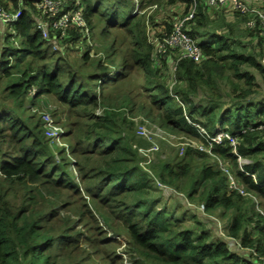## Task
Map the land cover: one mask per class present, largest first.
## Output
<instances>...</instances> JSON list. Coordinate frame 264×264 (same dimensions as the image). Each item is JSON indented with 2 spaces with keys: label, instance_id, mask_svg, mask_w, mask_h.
I'll return each instance as SVG.
<instances>
[{
  "label": "trees",
  "instance_id": "obj_1",
  "mask_svg": "<svg viewBox=\"0 0 264 264\" xmlns=\"http://www.w3.org/2000/svg\"><path fill=\"white\" fill-rule=\"evenodd\" d=\"M109 1L107 4L103 0H83V4L91 31L99 29V34L107 36L111 35L113 28L120 26L130 34L129 56L122 64L115 65L114 72L109 70V66H103L100 60L90 59L88 53L83 56L85 61L81 65L67 62L57 54L60 48L51 50V42L42 38L27 9H23L21 18L11 30L0 24V170L11 182L18 177L20 180L25 178L47 184L48 188L64 187L71 191L70 195L82 194L80 184L67 172L66 162L56 164L51 161V149L43 133L42 122L36 121V115L30 112L29 102L35 96L54 95L82 118L78 120L82 124V136H78L73 153L79 157L78 171L90 203L85 202L79 213L81 217L89 213L93 220L85 235L74 231L80 220L74 222L70 216L63 220L65 226L56 230L55 216L59 208L53 207L57 200L49 199L50 207L39 208L33 204L36 196L29 194V199L24 198L21 206L13 209V204L2 197L6 193L0 194V264H100L88 261L91 259L86 254L88 241L90 244L117 247L120 243L117 235L122 231L120 225L128 237L126 251L136 256L132 264H256L252 256L240 251L230 240L215 237L207 228L200 231L185 228L180 217H174L165 206L157 207L154 179L137 164L136 151L117 128V97L113 93L106 95L105 91L107 85L124 77L127 69L142 67L146 76L145 88L153 97L162 126L192 137L198 136V130L190 121L202 124L211 133L217 125L236 133L264 124V101L247 103L246 114L234 115L228 109L219 114L213 106L196 104L191 92L196 90L199 81L210 83L212 73L222 72L225 64L220 61L223 60L230 64L235 75L250 84L249 88L241 91L245 99L253 92L251 86L255 76L241 72L240 65L254 67L264 79L260 54L237 52L221 34H212L213 39H206L204 33L197 30L206 23L207 17L205 6L200 5L192 21L193 27L188 32L196 38H203L200 44L205 58L201 63L192 59L179 61L177 82L186 81V85L171 89L181 98L178 100L158 79L155 72L158 70L152 66L151 46L146 41L143 27L144 16L132 14L133 6H125L129 0ZM154 1L140 0V8ZM14 3L18 7V0ZM70 34L76 40L82 31L75 27ZM87 65L90 69L86 68ZM31 90H34L33 94H30ZM99 105L104 107L103 114L96 116L94 111ZM152 112L150 109L149 113ZM86 116L95 118L88 120ZM76 122L74 120L73 123ZM259 132L247 129L240 135L237 153L253 158L243 165L244 170L238 167L237 155L228 142L215 146L214 151L234 161L238 178L262 197L264 205V142L261 139L257 141ZM184 154L190 160L175 162L177 169L172 163L163 165L161 181L174 184L178 190L181 177L189 176L188 196L194 198L198 186H202L200 194L206 211L223 208L222 215H225L233 210L226 232L240 238L244 246L256 247L264 255V239L256 238L250 231L254 222L257 233L264 234L263 214L254 209L250 214L247 200L237 192L228 191L226 176L212 164H192L194 157L204 158L208 153L186 148ZM55 195L62 198L63 192ZM68 205L69 200H61L60 208ZM107 205L113 212L106 209ZM90 208H94L96 215ZM99 216L109 231L100 225ZM117 218L121 220L120 225ZM95 227L101 237L90 232ZM122 262V255L112 250L108 264Z\"/></svg>",
  "mask_w": 264,
  "mask_h": 264
},
{
  "label": "rangeland",
  "instance_id": "obj_2",
  "mask_svg": "<svg viewBox=\"0 0 264 264\" xmlns=\"http://www.w3.org/2000/svg\"><path fill=\"white\" fill-rule=\"evenodd\" d=\"M0 1L6 3V0ZM181 1L182 0H155L145 5V7L143 6V8H140V0H138V5L136 0H129L128 5H125L128 7L133 6L132 10L134 11V15L144 16L143 27H145L146 41L151 46L152 66L154 70H158L155 71L158 79H160L162 83H165L169 89H174V87H178L182 84L186 85V81L177 82V69L174 68L175 57L172 53L158 54L160 53L159 38L163 37L171 30L175 18L183 10L184 4L181 3ZM12 3V6H16L14 0ZM103 3L109 4L110 1L103 0ZM154 4H157V6L153 7ZM31 15L32 18H39L36 12H32ZM190 23L186 25L188 31L193 27L192 22ZM74 28L75 27H72L67 32L69 36L65 35V37L61 38L59 36H52L50 39H45L48 43L51 42L53 47H51V50H58L60 48V52L58 51L57 54L67 59V62L81 65L85 61L83 60V56L88 53L90 59L95 61L100 60L103 66H109V70L113 71L117 63L122 64L123 60L129 56L131 49L129 41L131 37L126 31V28L117 26L116 29L113 28L111 35L107 36L99 34V29L95 31L90 30L89 33L82 31V35L76 40L72 38V34H70ZM197 30H201V33H204L203 36L208 40L211 38L213 39L212 34L223 35L226 37L227 42L232 45V48L239 53H256L262 55L260 46L255 44L250 36L247 35V32L241 26L239 18L231 12L219 10L213 13V15H207L206 23L202 27H198ZM200 40H203V38H200ZM54 46H56V48H54ZM216 54L218 55V52ZM156 55V58L161 59L159 65H156L154 62ZM220 62L225 64L224 70L220 73H212L210 83L199 81L196 90L191 92V98L196 104L213 106L217 109L219 114L228 109L231 113L236 115L237 113L246 114L245 106L247 103L264 101V79L257 69L247 64L240 65L241 72H248L255 76L251 86L253 92L244 99L241 96V91L249 88L250 84L245 83L243 78L240 79L235 75L229 63L223 60ZM86 68L90 69L88 65ZM137 68L138 69H127V73L124 77L119 78L116 82H112L113 84L107 85L105 94L109 95L113 93L115 94L114 96L117 97L115 105V109L119 112V116L116 118L117 128L123 132L130 146L136 151L135 158L137 164L142 170H146V173L148 172L150 177L154 179L155 184H153V193L157 196V207L165 206L169 212L174 214V217H180L183 227L192 228L196 231L207 228L211 230L212 235L219 238L221 235L214 218H219L224 227H226L234 213L233 210H229L225 215H222L223 208L209 212L206 211V208L205 210H201L200 206L204 202H202L200 193L203 187L198 186V193L194 198H190V196H188L189 190L187 189L190 177L187 175L181 177V186L178 190L174 188V184H166L161 181V171L164 164L172 163L174 168L177 169L175 162H188L190 160V157H185L184 154L185 147H187L184 142L186 138H188V134L178 130H172L160 124L158 111L156 106L153 105V97H151L150 91L147 90L144 85L146 80L144 70L142 67ZM152 93L155 94V91L152 90ZM30 94H32V90ZM176 98L178 100L181 99L178 97ZM29 104L31 108L30 112L36 115L35 120H40V122H42L43 133L51 149V161H54L56 164L66 162L67 172L80 184L82 194L80 196L70 195L71 191L65 190L64 187L48 188L47 184H40L38 181H27L25 178H22L24 180H20L18 177L11 182L7 176H0V194L6 193L3 194L2 197L6 202L9 201L13 204V209H18L23 199H29L30 195L36 196L35 203L33 204L39 208L44 206L50 207L51 205H49L47 201L49 199L57 200L56 202L58 203L53 207V209L59 208V212L55 216L56 230H61L65 226L63 220L66 221L70 216L71 220H74V222L80 220L74 231L85 235L89 232L88 229L93 224V220L90 218L89 213H85L81 217L79 210L80 208H84L85 202L88 204L90 203V198L87 197V192L83 189L84 185L80 179L77 166L79 157L73 153L74 147L77 145L79 139L78 136H82V131L80 129L82 124L78 123V120L82 118L79 117L80 115H78L77 111H72L68 104L59 102L58 98L54 95L41 94L35 96L32 101L30 100ZM103 109L104 107L99 105L95 109L94 115L103 114ZM150 109L153 110L151 114L149 113ZM80 112H82L81 109ZM47 115H50V117L55 120V124L60 125L65 131L60 138L62 143L57 141L52 136L53 132L47 129L48 123H46L45 119ZM253 116H255V114ZM86 117L88 120L95 118L90 116ZM74 120H77L75 124L73 123ZM257 138V141L261 139L264 142L263 133ZM221 158L229 161L233 165V160L224 157ZM245 158L247 162L253 160L252 157ZM203 163L212 164L215 169L218 167L215 157L212 154L206 155L204 158H199V156H197V158L194 157L192 160L193 165H205ZM238 167L240 168L239 161ZM234 171L236 172L235 167ZM225 186L229 189L226 182ZM61 192H63V197L57 198L55 194ZM256 195L257 196L254 195L255 198L260 201L259 207L264 210L262 197L258 194ZM243 197L247 200L246 206L248 207L247 209L250 210V214H252V209L258 211L255 202L250 197ZM153 198H155V196H153ZM61 200H69L70 205L60 208ZM106 207L108 211L113 212L111 206L107 205ZM75 210L77 211L75 212ZM90 210L94 213V208H90ZM83 211L85 212V209H83ZM94 215L96 214L94 213ZM57 219L63 222H58ZM99 221L103 229L105 228L109 231L101 221L100 216ZM117 223L119 225L121 223L119 218H117ZM253 223L254 222H252L250 226V231L256 234V238L264 239V234L260 232L257 233L258 229ZM120 229H122V231L120 235H117L120 240L117 247L103 246L101 243L90 244L88 241L86 245L88 253L86 254L91 257V259L88 260L89 262L108 264L112 255V250H115L122 255V264H132V261L136 258L135 253L126 251L128 248V237L121 225ZM90 232L97 235V237L100 236L97 227L90 229ZM80 238L82 239L83 236ZM246 255L249 256V254Z\"/></svg>",
  "mask_w": 264,
  "mask_h": 264
},
{
  "label": "built area",
  "instance_id": "obj_3",
  "mask_svg": "<svg viewBox=\"0 0 264 264\" xmlns=\"http://www.w3.org/2000/svg\"><path fill=\"white\" fill-rule=\"evenodd\" d=\"M6 3L0 1V24L4 25V27L9 30H11L13 24L21 18L23 9H27L31 14L32 12L38 13L39 18L34 19L37 27L41 31L43 39H50L52 36H59L60 38L65 37L72 27L80 28L81 31L86 33L90 31L84 15L83 0H18V7L15 5L12 6L13 3L11 0H6ZM136 3L138 5V0H136ZM181 3L184 4V8L175 18L171 30L163 37L159 38L160 53L158 54L172 53L175 57V69H177L178 63L182 59H192L201 63L205 58L204 50L200 44V38L192 36L186 29V25L195 20L200 5L205 6L206 15H213V13L219 10H225L235 14L237 18H239L241 26L247 32V35L250 36L255 44L260 46L262 52L260 58L264 64V0H190V2L182 0ZM77 5H79V7H77ZM156 6L157 4L153 5V7ZM132 14H134L133 10ZM54 48H56V46H54ZM156 57L157 55L155 56L154 62L156 65H159L161 59ZM34 90H32V94ZM170 92L177 97L171 89ZM45 119L46 123H48L47 129L53 132L52 136L57 141H60L61 136L65 132L63 128L60 125H56L54 122L55 120H53L50 115H47ZM190 122L198 130V136H187L188 138H186L184 142L187 146L185 148L197 149L212 154L218 165L217 169L226 176V183L229 187L228 191L230 190V193L237 192L242 196L250 197L255 202L257 210L261 214H264V210L259 207L260 201L255 198L257 195L254 191L248 189L238 178L232 163L222 159V156L220 157V155L214 151L215 146H222L225 142H228L232 151L237 155L240 168L244 170L242 165L247 163V159L237 153V145L241 138L240 135L245 134L247 129L259 130L260 134H264V124H260L255 128L247 127V129L244 128L236 133L217 125L216 130L211 133L202 124L193 121ZM0 176H6V174L0 170ZM200 209L205 210L204 203H202ZM214 219L219 227L221 237L230 240L240 251H244L246 254L252 256L256 264H264V255L260 253L256 247L244 246L240 238L231 236L226 232L219 218ZM253 236H256V234Z\"/></svg>",
  "mask_w": 264,
  "mask_h": 264
},
{
  "label": "crops",
  "instance_id": "obj_4",
  "mask_svg": "<svg viewBox=\"0 0 264 264\" xmlns=\"http://www.w3.org/2000/svg\"><path fill=\"white\" fill-rule=\"evenodd\" d=\"M11 1H13V0H11Z\"/></svg>",
  "mask_w": 264,
  "mask_h": 264
}]
</instances>
